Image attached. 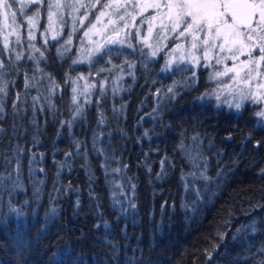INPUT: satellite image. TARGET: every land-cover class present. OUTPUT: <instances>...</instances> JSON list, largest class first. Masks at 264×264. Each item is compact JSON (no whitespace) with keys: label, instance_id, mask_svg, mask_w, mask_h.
Instances as JSON below:
<instances>
[{"label":"trees","instance_id":"16d2710c","mask_svg":"<svg viewBox=\"0 0 264 264\" xmlns=\"http://www.w3.org/2000/svg\"><path fill=\"white\" fill-rule=\"evenodd\" d=\"M79 36L2 68L0 264L264 262L258 106L216 104L206 68L166 74L162 54L73 63Z\"/></svg>","mask_w":264,"mask_h":264},{"label":"rangeland","instance_id":"374dc122","mask_svg":"<svg viewBox=\"0 0 264 264\" xmlns=\"http://www.w3.org/2000/svg\"><path fill=\"white\" fill-rule=\"evenodd\" d=\"M48 2L55 3L56 0H42L39 4L32 3L31 0H17L13 8L9 10V12H16V25H19L21 41L19 44L16 43V35L12 32V29L15 28L16 25L12 24L11 17L9 16V18L5 20L4 16L0 15V50H2L0 51V61L3 62V67L13 69L16 63L25 58L29 60V57H34L32 60L34 63H37V60L44 56L46 44L50 40H54L53 35H56V39H60V46H68V48H71L76 36L80 33L78 43L79 45L84 44L85 48L76 58V61L81 63L90 60L94 55L98 54L94 52V49L98 44L104 45L107 37H118L119 39H124L125 43L106 45L104 50L118 46L120 49L122 48L132 52L139 50V52H142L140 55H146L148 57H153L151 53L152 51H156L157 55L155 57L162 54L163 63L161 70L164 73L168 74L174 67L180 65L192 67L193 70L190 72L192 73V77H198L192 81L195 83L200 76L198 67L201 66L203 69L206 68L204 70H206L208 80L214 83L209 94H207L208 96H214L216 104H224L228 108L239 110L250 101L258 106L256 110L257 113L264 111V89L258 87L264 84V64L259 66L258 71L261 73L260 75H257L256 71L252 73L255 79H253L250 84L245 83L239 78L234 80L232 77L235 73L232 72H229L228 75H220L219 73H223L226 68H231L234 64L238 63V61L232 59H226L220 64L216 63L217 55L222 57L230 56V53H220L217 49H213L209 53V58L205 59L204 52L206 50L202 46L193 49L191 47V37H179L178 32L172 33L162 30L159 26V19L152 20L151 24L149 23L151 17L159 15L156 9L148 8L146 11H142L139 7L140 4H151L156 2L163 4L164 0H134L137 7L133 8L129 5L127 8L128 15H125V10L123 8L113 9L102 7V5L115 3L116 0H104L96 11H93L94 7L89 8L87 5L93 4L96 6L99 3L97 0H59L62 5L66 3L75 5V10L73 8L62 7L59 12H57L55 8L49 9L47 7ZM120 2L123 3L124 0H120ZM81 4H84L85 7H80ZM37 11H39V16L36 26L31 27L27 18L29 16H34ZM49 11L56 13V15L54 16L52 30L46 31L49 26ZM101 12H104L105 15L101 16ZM160 12H163V8L160 9ZM121 16L124 17L123 20L120 19ZM61 17L63 18V22H61ZM97 17H100V19L97 20ZM92 24H95V28L89 33V36L85 37V31H88ZM6 25H10L11 27H6ZM84 25L86 26L84 27ZM149 27L152 29L151 33L149 32ZM74 28L75 31H73ZM10 32H12V34L8 35ZM30 32L35 36V39L29 40ZM69 33H71V35H69ZM5 35H8V48H4ZM68 40H71L70 44H66ZM145 40H147L146 43ZM129 44H131L132 47H129ZM33 45L35 49H39L40 51L34 50L32 47ZM178 45L179 47H177ZM64 50L65 49L62 47L58 51ZM41 52H43V56H41ZM89 52H93V54L89 56ZM18 54L21 57L19 60L16 59ZM252 55L256 60H259L260 54L258 51L254 50ZM238 56L239 61L248 59L247 51L243 54H238ZM4 62L9 64V66ZM133 65V63H130L127 66H123L113 79L119 82L121 77L131 74L132 71H127V68L131 69ZM3 67H0V78ZM241 76H243V72ZM76 82L73 83L75 89L77 86ZM1 83L0 81V85ZM88 85L89 83L85 78L84 84H82L74 94L76 100L80 95H83L82 93H86ZM181 85L185 86V81H182ZM168 91L169 88L166 91H160V97L162 98ZM237 103L241 104L240 108L235 107ZM260 117L264 121V116Z\"/></svg>","mask_w":264,"mask_h":264},{"label":"snow or ice","instance_id":"6c2138e0","mask_svg":"<svg viewBox=\"0 0 264 264\" xmlns=\"http://www.w3.org/2000/svg\"><path fill=\"white\" fill-rule=\"evenodd\" d=\"M16 2L17 0H0V15H3L5 20L10 16L13 25H16V12H9V10L13 8ZM31 2L39 4L42 0H31ZM97 2H99V0H97ZM129 5L133 8L137 7L134 0H124L123 3H121L120 0H116L115 3L102 5V7L113 9L123 8L125 10V15H128L127 8ZM47 7L49 9L55 8L57 12H59L62 7L73 8L75 10L74 4L66 3L62 5L59 0H56L55 3L48 2ZM80 7H85V5L81 4ZM87 7L91 8L95 7V5L89 4ZM139 7L142 11H146L148 8L156 9L159 15L151 17L149 23L151 24L152 20L159 19V26L162 30L172 33L178 32L179 37H191V47L193 49L202 46L206 50L204 52L205 59L209 58V53L213 49H217L220 53H230V56L222 57L217 55L216 63L220 64L226 59H232L238 61V63L234 64L231 68H226L223 73H219L220 75H228L229 72H232L235 73L232 77L234 80L239 78L245 83L250 84V82L255 79L252 75L254 71L257 72V75L261 74L258 69L261 64H264V0H164L163 4L156 2L151 4H140ZM161 8H163V12H160ZM55 15L56 13L49 11V26L46 31L52 30ZM100 15L104 16L105 13L101 12ZM38 16L39 11H37L34 16H29L27 18L31 27L36 26ZM60 19L61 22H63V18L61 17ZM99 19L100 17H97V20ZM120 19L123 20L124 17L121 16ZM6 27L11 26L6 25ZM94 28L95 24H92L89 30L85 31L84 36H89V33ZM73 31H75V28ZM151 31L152 29L149 27V32L151 33ZM12 32L15 33L16 43L19 44L21 42L19 25H16V27L12 29ZM12 32L8 33V35H11ZM8 35L4 36V48H8L9 46ZM69 35H71V33H69ZM32 39H35V36L30 32L29 40ZM53 39H56V35H53ZM146 42L147 40H145V43ZM70 43L71 40L66 42V44ZM117 43L124 44L125 40L119 39L118 37H107L105 44H98L94 52L102 53L100 56L102 59L103 55H110L111 53V49L104 50L106 45ZM128 46L132 47L131 44ZM32 47L34 50L40 51L39 49H35L34 45ZM177 47H179V45ZM254 50L259 52V60L253 57L252 54ZM65 51H67L66 47ZM245 51L248 53V59L239 61L238 54H243ZM92 54L93 52L88 53L89 56ZM151 55L155 57L157 52L152 51ZM41 56H43V52H41ZM20 58L18 54L16 59L19 60ZM29 58L34 59V57ZM73 63H77V61L74 60ZM0 67H3L2 61H0ZM101 71H103V69H101ZM242 72L243 76H241ZM258 87L264 89V84ZM0 91H3V89L0 88ZM72 91L76 93L77 89L73 88ZM169 91H172V89H169ZM72 99L73 102H75L76 96H73ZM235 107L240 108L241 104L237 103ZM80 111V107L77 106L75 112L79 114ZM257 115L264 116V111L258 112ZM67 123L70 125L71 121ZM13 211L15 210L13 209ZM261 264H264V262H261Z\"/></svg>","mask_w":264,"mask_h":264}]
</instances>
